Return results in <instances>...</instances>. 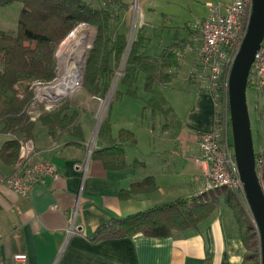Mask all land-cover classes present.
Segmentation results:
<instances>
[{
  "label": "crops",
  "instance_id": "crops-1",
  "mask_svg": "<svg viewBox=\"0 0 264 264\" xmlns=\"http://www.w3.org/2000/svg\"><path fill=\"white\" fill-rule=\"evenodd\" d=\"M190 1L202 4L194 11L195 16H199L196 22L207 16L209 5L230 4L234 0H217L214 3L212 0ZM142 3L145 4V0ZM143 4L139 7L140 27L143 26L144 32L147 29L156 31L158 25L151 21L155 9L150 6L143 8ZM171 14L176 23L174 27L169 26L179 28L181 32L177 34L171 31L172 34L166 36L155 49L151 47V41L145 40L140 49L142 55L158 58L164 48L175 42L178 47L174 48V52L181 53L177 56L178 66L167 70L170 80L164 85L154 82L150 91L145 90L153 97L156 92L162 95L170 111L154 116L151 112L150 115L141 112L139 118L133 115L135 124L143 125L142 133L149 140L145 145L147 154L138 160L141 156L138 150L142 151L140 133L132 127L119 128L123 122H115L111 115L109 118L110 111L106 117L109 132L99 135L100 125L98 127L93 111L80 110L82 141L68 134L51 141L45 127L37 123L32 138L35 151L39 158L54 165L58 177H45L42 182L35 183L27 197L19 196L0 183L2 258L9 262L13 255L24 254L27 264L242 263L245 249L239 238L238 225L224 202L196 228L174 231L169 237L152 238L137 234L131 238L105 240L96 244L87 241L98 226L112 218H123L179 197L195 195L203 186L202 167L195 162L199 155L197 139L200 133L213 128L214 109L211 98L201 92L197 83L190 78V70L201 45V41L192 36L196 33L194 25L188 22L187 15L181 9H175ZM184 42L189 46L181 49ZM139 74L143 75V72ZM128 91L125 95L129 97L137 95L133 88ZM248 94L246 102L254 147L262 140V131L264 140V93L250 91ZM146 108L148 113L149 109ZM167 117L170 119L168 122ZM143 119L150 121L145 124ZM121 129L133 133L136 145L125 144L123 147L126 167L106 170L99 161L91 158V154L94 150L115 143ZM8 139L0 135V149ZM254 153L263 154L264 170V150L256 152L254 147ZM181 158L190 159L195 170L178 169L183 162ZM156 162L160 165L159 169L150 170ZM15 163L4 162L0 155V180L16 171ZM146 177L153 179V190L120 198L121 190H128L132 183Z\"/></svg>",
  "mask_w": 264,
  "mask_h": 264
},
{
  "label": "trees",
  "instance_id": "trees-1",
  "mask_svg": "<svg viewBox=\"0 0 264 264\" xmlns=\"http://www.w3.org/2000/svg\"><path fill=\"white\" fill-rule=\"evenodd\" d=\"M102 1L107 7L94 6L92 2L83 0H0V7L14 2L22 5L16 32L0 29V135L9 137L0 149L4 162H16L19 140H32L37 123L45 127L51 141H57L64 134L78 141L83 140L79 111L75 110L72 101L63 99L51 111H46L41 106L34 121L27 114L26 108L32 99L31 84H45L56 77V50L78 25L84 23L95 28V39L85 60L82 88L88 96H104L108 92L114 69L111 61L118 63L126 46L125 34L116 33L115 37L111 35L110 23L116 21L112 12L116 11L120 19L119 12L121 9H128L129 5L122 0ZM144 31L140 27L136 40L132 42L125 62L123 80L132 83L137 73L144 72V89L150 91L154 82L164 85L170 80L167 70L178 66V51L174 52L178 45L175 46L174 42L164 48L158 58L142 56L140 49L145 44ZM182 45L181 49L187 43ZM159 99L152 106H147L153 116L157 113L165 115L170 111L165 99ZM107 132L109 122L105 119L98 134ZM125 144L136 145V138L129 130L121 129L115 143L94 150L91 158L99 161L106 170L123 169L127 166L123 151ZM262 171L263 184L264 170ZM153 189V179L146 177L140 182L132 183L128 190H121L119 196L122 199L128 198ZM212 193L220 194L214 196ZM229 193L225 196L224 204L233 213L239 238L245 249L241 264H260L256 252L250 250V243L257 236L255 228L248 224L237 201ZM221 194V191H212L179 197L123 218H112L98 226L87 241L96 244L105 240L131 238L137 234L165 238L174 231L196 228L218 208ZM253 251H260L259 247H255Z\"/></svg>",
  "mask_w": 264,
  "mask_h": 264
},
{
  "label": "built area",
  "instance_id": "built-area-1",
  "mask_svg": "<svg viewBox=\"0 0 264 264\" xmlns=\"http://www.w3.org/2000/svg\"><path fill=\"white\" fill-rule=\"evenodd\" d=\"M250 7L251 0H234L230 4H211L208 7L207 16L194 24L201 45L190 70V78L193 80L192 77H195L193 81L197 83L201 92L211 98L214 109L213 128L200 133L197 139L199 155L195 162L202 167L204 181L196 195L227 189L234 195L244 197L232 146L228 79L234 58L246 34ZM62 78L58 84L53 81L55 78L45 84L40 82L31 84L32 99L26 108L31 120L34 121L37 118L41 106L46 111L51 110L80 85L79 80L75 78L74 85L64 89ZM247 89L255 93H264V37L249 70ZM262 117L264 118V108ZM19 145V154L15 163L16 171L11 176L1 179L0 183L19 196L27 197L35 183L42 182L45 177L56 179L58 174L54 165L38 157L32 140L20 139ZM90 152L91 147L88 155ZM255 167L260 178L263 170L261 157L255 159ZM248 213L252 218L249 209ZM0 264H27V258L24 254H15L8 262L0 255Z\"/></svg>",
  "mask_w": 264,
  "mask_h": 264
},
{
  "label": "rangeland",
  "instance_id": "rangeland-1",
  "mask_svg": "<svg viewBox=\"0 0 264 264\" xmlns=\"http://www.w3.org/2000/svg\"><path fill=\"white\" fill-rule=\"evenodd\" d=\"M83 1L92 2L94 6L98 5L104 8L107 7L103 3L102 0H83ZM122 1H124L125 3L127 2L128 3L127 5H129V8L126 10L121 9V11L119 12L120 19L117 17L116 11L112 12V15L114 16V20L116 21H111L110 28H111L112 37H115L114 35L116 33L125 34L126 46L124 48V51L122 52V56L119 62L115 63V61L114 62L111 61V67L114 66V69H113V76L110 82V87L108 89V92L104 96H88L82 88V74H83V70L85 66V60L87 58L89 50L92 48V44L95 39V28L87 23H84L85 25H87V28L90 33V37H89V44L86 50V55L81 62L80 68L78 69V75L76 77L77 80H79L80 85L78 88H76L73 92L69 93V95H67L64 98H66V100L73 102V105L76 107L75 110L79 111V115L81 114L80 113L81 109H86V111L92 110L93 111L92 113L95 114V118L97 120L96 122L98 123V125H101L103 120H105L107 117V112L110 111L109 118L111 115L112 117L115 118L113 119L115 122L117 123L123 122V125L120 126L119 128L124 127V126L132 127L134 131L140 133L139 140H140V148H142V151L138 150V152L141 154L138 160H141V158L145 154H147L145 145L148 144L149 140L147 137H145L147 135L142 133L143 125L138 126L135 124L133 115L135 118H139V116L141 115V112L142 113L144 112L145 115H148V114L150 115V112H151L150 107H148L149 109L148 113H147L146 107L152 106L153 104L158 102V100H160L159 98H163V97L162 95L157 94V92H156L157 95L155 94L154 97L152 95H148L145 93L146 91L144 89V84H145V75H144L145 73L144 72H143V75L137 73L132 83L128 82V80L126 81L123 80V77L125 74V66H126L125 62H126V59L128 58L130 48L132 47V42L136 40L137 32L140 29L141 23L139 21V17H141V14H139L140 12L139 7L143 3H142V0H122ZM212 1H213L212 3H214L217 0H212ZM146 6H150L151 8L155 9V13H153L151 21L153 23H156L158 27L156 31L147 29V31L144 32L145 33L144 38L146 42L151 41V47L155 49L156 47H158L157 44H160L162 41H164L166 36H168L169 34H172L171 31H174L177 34L181 32V29L179 28H174V29L172 28L174 27L173 25H175L176 21L174 20V16L171 13H173L175 9L183 10L184 13L187 15V19L189 20L188 22L190 24L192 23L191 25H194L195 19L199 17V16L198 17L195 16L194 11L197 10V8H201L202 4L197 3L196 1L194 3H191L190 0H179V1L177 0H145V4H143V8H145ZM21 8H22V5L19 2H14L6 7H0V29H3L5 31L16 32L18 17H19ZM135 22H138V23L135 24ZM169 24L172 27H170ZM80 25H78L76 29L80 27ZM159 35L160 37L157 38V36ZM68 36L61 42V44L59 45L55 53L57 70H56V77L53 81L56 84H58L61 78L62 77L64 78V76L66 75L67 67L65 66V61H64L62 52L64 50L63 47L65 46L64 42L67 41ZM192 36L195 40L199 39V35L197 34V32L193 33ZM63 78H62V82H63ZM192 78L193 80L195 79V77H192ZM132 88L136 90L137 95H133L130 97L125 95L127 92H129L128 90ZM250 91H251L250 89H247L246 91L247 96H249L248 93H250ZM161 105L162 103H160V107ZM96 107H97V110L95 109ZM156 115H159V113H157ZM149 121H150L149 119H143V122L145 124L149 123ZM168 121H170L169 117H167V122ZM251 130H252V126H251ZM261 139L262 140L259 143L257 142L256 145H254L256 152H258L259 150L261 151V149L262 151L264 150L263 131H262ZM165 158L168 159L167 155L165 156ZM181 159L183 162L179 164L178 169L195 170V167L193 166V162L190 159H187V158H181ZM159 166H160L159 163L156 162L154 165L150 167V170H158ZM229 192L230 191L227 189L221 190L222 194L220 195V200L218 202V205L223 204L225 196ZM218 194L220 193H212V195L214 196ZM229 194L235 198L248 224H250V226L254 228V222L248 213V209L245 204L244 197L237 196L236 194L235 196L232 192H230ZM221 207L224 208L223 206ZM257 246L259 247V250H260L258 238L257 236H255L250 243V250L253 253L256 252V254L258 255V259H260V251L258 252L253 251L254 248Z\"/></svg>",
  "mask_w": 264,
  "mask_h": 264
},
{
  "label": "water",
  "instance_id": "water-1",
  "mask_svg": "<svg viewBox=\"0 0 264 264\" xmlns=\"http://www.w3.org/2000/svg\"><path fill=\"white\" fill-rule=\"evenodd\" d=\"M263 37L264 0H251L246 34L229 74L228 110L237 172L243 187L244 201L253 218L259 240L260 264H264V192L255 167L246 91L249 70Z\"/></svg>",
  "mask_w": 264,
  "mask_h": 264
},
{
  "label": "bare ground",
  "instance_id": "bare-ground-1",
  "mask_svg": "<svg viewBox=\"0 0 264 264\" xmlns=\"http://www.w3.org/2000/svg\"><path fill=\"white\" fill-rule=\"evenodd\" d=\"M89 37L90 33L87 26H80L72 31V33L69 34L67 41L64 42L65 44L63 43L65 46L63 47L64 50L62 54L65 66L67 67L66 75L64 76L62 82L64 89H69L74 85V78L77 77L78 69L80 68L81 62L86 55Z\"/></svg>",
  "mask_w": 264,
  "mask_h": 264
},
{
  "label": "flooded vegetation",
  "instance_id": "flooded-vegetation-1",
  "mask_svg": "<svg viewBox=\"0 0 264 264\" xmlns=\"http://www.w3.org/2000/svg\"><path fill=\"white\" fill-rule=\"evenodd\" d=\"M259 157H261V158L263 159V154H262V153H257V154H255V159H257V158H259Z\"/></svg>",
  "mask_w": 264,
  "mask_h": 264
}]
</instances>
